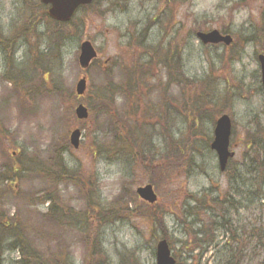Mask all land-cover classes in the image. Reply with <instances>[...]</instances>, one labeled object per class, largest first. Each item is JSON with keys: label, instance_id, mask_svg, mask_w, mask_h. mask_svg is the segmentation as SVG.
Instances as JSON below:
<instances>
[{"label": "rangeland", "instance_id": "obj_1", "mask_svg": "<svg viewBox=\"0 0 264 264\" xmlns=\"http://www.w3.org/2000/svg\"><path fill=\"white\" fill-rule=\"evenodd\" d=\"M121 8L113 7L112 0H101L77 12L76 28L64 25L57 34L41 0H0V173L12 160L28 168L33 163H50L54 149L68 142L70 149L63 153L66 165L71 170L80 166L94 181L98 208L137 211L136 215L114 212L94 221V230L102 233L108 264H125L129 256L137 264H156L157 243L164 233L177 264H220V254L235 249L242 251V264H263L264 249L257 232L264 231V212L257 206L231 210L230 229H216L211 245L201 236L195 242L194 232H200L201 223L190 225L194 220L187 217L186 208L195 205L191 195L202 197L210 192L222 196L228 190L227 177L210 150L221 115L233 122L230 149L235 153L234 163L240 165L246 154H252L248 141L264 138V92L258 62V55L264 53V0H131L126 9ZM145 27L149 36L144 49L159 46L161 56L171 53L184 74L174 72L178 83L169 86L168 72L162 68L156 74L157 83L152 82L145 91L143 103L147 105L143 107H162V122L167 123L166 128L155 122L150 127L153 151L158 157L162 154L161 134L166 132L175 140L186 141L194 120L191 107L199 118L191 165L178 160L167 169L168 164L156 161L146 169L128 156L115 157L114 152L100 149L111 145L112 128L110 120L91 105V91L106 84L107 72L116 83L121 73L118 65L132 63L144 54L135 44L127 46ZM212 30L228 31L233 45L204 46L197 40V32ZM251 38L254 41L248 40ZM84 41H90L98 52L88 70L79 65ZM105 64L109 71L103 69ZM82 77H87L88 91L78 98L76 85ZM190 81L196 85L191 87ZM197 94L204 97V104L198 101L195 106ZM80 103L88 107L89 120L77 119L75 110ZM116 108L122 116L125 106L121 99ZM76 129L82 132L79 149L70 144ZM148 184L158 196L154 207L136 193ZM5 187L0 182V230L15 215L31 233L40 230L39 238H31L33 246L47 255L68 249L73 264H84L83 235L56 226L47 216L49 205L39 201L48 187L43 178L27 171L18 174L9 190ZM80 191L69 182L58 187L65 209L86 212L87 202ZM154 212L163 224L157 222ZM229 233L237 234L239 245L231 241ZM8 247L9 243L0 246V264H17L18 254Z\"/></svg>", "mask_w": 264, "mask_h": 264}, {"label": "trees", "instance_id": "obj_2", "mask_svg": "<svg viewBox=\"0 0 264 264\" xmlns=\"http://www.w3.org/2000/svg\"><path fill=\"white\" fill-rule=\"evenodd\" d=\"M101 0H95L92 5L93 7ZM103 1V0H102ZM109 1V0H105ZM131 0H112V6L126 9ZM86 7H82L83 10ZM79 10V11H80ZM78 11V12H79ZM66 24L71 30V27L76 28L78 25L77 21L79 18L76 17ZM57 34L62 32L61 28L64 25L56 24ZM70 30L67 38L70 36ZM148 27H145L139 36H132V40L127 46L132 48V44H135L137 49L143 50L144 54L139 58H135V61L127 65L122 62L118 65L120 70L119 80L115 83L111 79L110 72L106 73V84L98 91H91L92 102L91 105H96L100 113L104 115L111 123V145L100 147L103 153L114 152L115 157L120 156L121 158L130 157L136 161L139 165H142L148 169L154 166L156 161L161 163L162 166H167L170 169L172 164L176 161H190L189 165L192 164V153L196 149L197 134L195 133L198 126L197 120L199 119L197 114H193V110L190 107L189 113L194 118L191 124V135L186 141L175 140L170 133L161 134L163 136L164 147L162 154L159 157L153 151L154 146L152 145L151 138L149 137V129L155 122L157 126L166 128L167 123L164 125L162 122V113L159 109H150V106H144L146 103L145 91L150 89L152 82L157 83L158 72L162 68L168 72V83L167 85L172 86L177 82L175 76L179 73L183 77L181 66L175 64L172 59V54H160V47H151L149 51L144 49V42L148 39ZM224 34L229 32L224 30ZM230 34V33H229ZM72 36V35H71ZM135 40V43L133 42ZM254 41L253 38L248 39ZM139 42V43H136ZM130 54L133 52H129ZM109 71V69H108ZM178 71V72H177ZM176 75H174L175 73ZM161 83V81H160ZM178 83V82H177ZM190 85H196L190 81ZM190 87V86H189ZM197 87V86H196ZM205 89V87H204ZM203 93V92H202ZM195 106L198 101L204 104V97L197 94ZM118 99H121L124 103V113L119 115L117 113L116 104ZM145 102V103H143ZM89 106L90 103H87ZM147 105V104H145ZM162 110V109H161ZM143 119L142 120L140 119ZM198 118V119H197ZM133 122H128V120ZM139 121H136L138 120ZM148 120V122H146ZM149 120H154L153 122ZM264 138L248 141V147L251 149L249 155L246 154L244 162L240 165L232 161H229L225 172H221L227 177L228 190L222 196H213L210 192L202 197L197 195H191L190 200L195 205H188L186 208V214L188 218H193L194 221L190 222V225L195 223H201L202 229L194 232L195 242L199 241V237L208 245L214 243L213 232L220 228L231 227V222L228 217L231 210L239 211L240 209L247 208L250 206H257L262 212H264ZM70 149L69 143L65 146H58L54 149V156L51 158L50 163L43 165H37L33 163L30 168L19 166L16 160H12L11 163L5 165L3 172L0 173V182L5 183V189H10V184L17 180L18 174L26 173H37L44 181L48 184L45 196L39 200L41 204L49 205L48 217L50 221L58 227H68L71 230H75L82 237L83 243L87 249L86 260L84 264H108V256L104 249L103 237L101 231L94 230V221L103 220V218H109L114 212L126 211L131 215H136L137 211L132 210L129 207L122 209H112L106 211L105 209L98 208L95 199L94 181L87 178L81 167L79 166L76 170H71L66 165L63 153ZM210 150L214 153V151ZM243 169V171L241 170ZM166 170V167L164 168ZM72 183L75 187L81 189V193L84 195V200L87 202V210L85 213L77 212L74 213L71 209H65L61 204L60 196L58 193V187L62 183ZM50 185V186H49ZM49 188V189H48ZM137 198V197H136ZM138 199V198H137ZM155 205H152L154 207ZM111 212V213H110ZM156 212H154L155 214ZM91 214L93 216H91ZM156 215V214H155ZM157 216V222L162 223L161 216ZM155 216V218H156ZM25 223L20 222L18 218L13 216L12 220L4 225L1 224L0 230V246H4L9 243L8 250L14 251L18 254L17 264H73L70 258L69 250L60 248L55 252L45 254L38 247L33 246L32 239L35 236L39 238L37 234L40 230L35 229L33 233L29 227L24 225ZM45 237L43 233H41ZM259 235V241L261 242L264 249V231L257 232ZM231 241L236 242L239 245V238L237 234L229 233ZM252 235H254L252 233ZM163 239H167V235L163 234ZM200 240V241H202ZM243 249H246V241H243ZM245 250H243L244 252ZM205 251L202 252V254ZM242 251L239 249L228 250L226 253H221L220 264H242ZM125 264H137V261L129 256L125 259ZM264 264V262H263Z\"/></svg>", "mask_w": 264, "mask_h": 264}, {"label": "water", "instance_id": "obj_3", "mask_svg": "<svg viewBox=\"0 0 264 264\" xmlns=\"http://www.w3.org/2000/svg\"><path fill=\"white\" fill-rule=\"evenodd\" d=\"M41 2L46 6H50L49 16L52 20L60 23H69L80 7L89 6L94 0H41ZM197 38L204 45L224 44L230 46L233 43L231 35H223L218 30L207 33L199 32L197 33ZM96 58L97 52L92 43L89 41L83 42L80 47V67L87 70ZM258 60L261 66L262 85L264 89V54H261ZM86 89L87 80L86 78H82L76 85L77 96H83ZM75 114L79 120H87L89 118V111L83 104H80L76 108ZM232 128L231 118L228 115H223L218 119L214 129V140L211 144V149L217 155L221 172L226 170L229 160L235 157V153L230 150ZM81 136L82 132L79 129L71 133L70 142L75 149L80 147ZM137 194L143 201L151 205L158 201V196L151 184L139 187ZM156 264H176V260L172 256L169 243L166 239L160 240L157 244Z\"/></svg>", "mask_w": 264, "mask_h": 264}, {"label": "flooded vegetation", "instance_id": "obj_4", "mask_svg": "<svg viewBox=\"0 0 264 264\" xmlns=\"http://www.w3.org/2000/svg\"><path fill=\"white\" fill-rule=\"evenodd\" d=\"M43 6H44V5H43ZM44 7H45V12H46V14H48L49 7H47V6H44ZM1 40H2V39H0V42H1ZM110 61H111V60H110ZM110 61H108V63H109ZM107 67H108V66H107L106 64L103 65V68H104V69H107Z\"/></svg>", "mask_w": 264, "mask_h": 264}]
</instances>
